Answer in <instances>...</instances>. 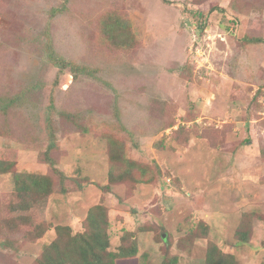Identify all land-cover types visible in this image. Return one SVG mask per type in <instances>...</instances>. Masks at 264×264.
<instances>
[{"label": "rangeland", "instance_id": "rangeland-1", "mask_svg": "<svg viewBox=\"0 0 264 264\" xmlns=\"http://www.w3.org/2000/svg\"><path fill=\"white\" fill-rule=\"evenodd\" d=\"M49 46L92 71L75 79L67 69L53 107ZM21 91L38 106L10 113L14 134L0 133V156L15 162L0 173V238L17 242L0 245V264H36L56 235L50 224L83 231L98 203L109 208L110 248L133 232L140 264L174 255L177 264H204L210 242L240 264H264V0H0V94ZM50 126L67 190L56 178L57 190L37 198L49 225L26 239L4 203L14 171H50L41 158ZM113 132L128 158L158 165L155 181L106 188Z\"/></svg>", "mask_w": 264, "mask_h": 264}, {"label": "trees", "instance_id": "trees-1", "mask_svg": "<svg viewBox=\"0 0 264 264\" xmlns=\"http://www.w3.org/2000/svg\"><path fill=\"white\" fill-rule=\"evenodd\" d=\"M109 24V23H107ZM112 26V23L109 24ZM119 27V25L114 24ZM115 27V28H117ZM251 39V38H250ZM252 40L255 41L254 37ZM49 58L58 68L57 73L51 79L50 88V104L52 107L55 103V90L59 86L62 79L68 75L67 69L73 73L74 78H78L82 74H92L91 68L86 64H76L75 62L63 58L57 54L52 46H49ZM24 91L26 90L23 89ZM30 102L36 106L23 91L16 94L6 95L0 94V115L4 117V123L0 124V133L4 135H13V129L8 122L10 113L19 115L23 111V106H30ZM20 112H19V110ZM117 123L122 125L121 120L117 119ZM49 137L52 138L46 151L43 152L41 158L50 166V171L43 173H20L14 171L15 189L8 201L4 203L7 215V222L16 230L22 231L26 239L40 238L48 225L44 224L42 219L36 214L39 207L37 198L46 197L55 192L57 178L60 191H66L65 186L66 174L56 166V160L51 156V150L55 145V129L50 126ZM38 133V132H37ZM30 135V132H28ZM109 142V183L117 184L121 182H131L135 184L140 181H155L158 174L161 173L158 165L151 167L147 164L128 158L122 149L123 141L119 135L106 133ZM32 135V134H31ZM33 136V135H32ZM38 136V135H37ZM15 162L0 156V173L13 171ZM152 168V169H151ZM252 212L244 213L241 225L236 236L241 243L249 241L248 234L251 230V221L253 219ZM203 225V223H201ZM83 231L73 233L70 225L50 224L54 227V239L43 246L41 252L36 257V264H140L138 256L137 239L133 238V232L124 231L121 237V244L117 250L111 249V240L109 234L110 216L109 208L103 203L91 206L88 210L84 221ZM202 227L201 233L206 237L208 225ZM188 232V236L184 241L191 247L196 238L200 236L198 229ZM244 227V229H243ZM198 228V229H197ZM249 230V231H248ZM164 235V234H163ZM163 237V236H161ZM20 241V240H19ZM17 244L14 239L0 238L2 247L14 246ZM178 256H169L162 264H177ZM204 264H240L239 260L233 253L223 251L216 243L210 242L207 247Z\"/></svg>", "mask_w": 264, "mask_h": 264}, {"label": "water", "instance_id": "water-1", "mask_svg": "<svg viewBox=\"0 0 264 264\" xmlns=\"http://www.w3.org/2000/svg\"><path fill=\"white\" fill-rule=\"evenodd\" d=\"M164 236H165V234H164Z\"/></svg>", "mask_w": 264, "mask_h": 264}]
</instances>
